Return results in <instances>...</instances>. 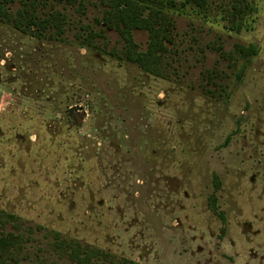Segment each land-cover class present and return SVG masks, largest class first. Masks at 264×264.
Masks as SVG:
<instances>
[{
	"label": "rangeland",
	"instance_id": "374dc122",
	"mask_svg": "<svg viewBox=\"0 0 264 264\" xmlns=\"http://www.w3.org/2000/svg\"><path fill=\"white\" fill-rule=\"evenodd\" d=\"M231 1L207 0L208 19L170 13L168 80L115 59L114 31L80 47L100 29L97 0H42L63 14L60 36L0 25V209L46 229L25 263L52 252L50 230L108 253L102 264H264V0H248L240 33L223 21ZM211 70L227 97L206 91Z\"/></svg>",
	"mask_w": 264,
	"mask_h": 264
},
{
	"label": "trees",
	"instance_id": "16d2710c",
	"mask_svg": "<svg viewBox=\"0 0 264 264\" xmlns=\"http://www.w3.org/2000/svg\"><path fill=\"white\" fill-rule=\"evenodd\" d=\"M102 9V18L98 22V32L89 30L80 41V47L87 50H98V41L106 39V31H114L120 38L122 57L112 54L115 59L135 65L142 73L153 77L168 80L170 63L167 61L169 46L172 45L173 23L171 14L177 10L180 14L188 9L194 10L202 18L208 19L207 0H97ZM19 7L13 11V5ZM196 7V9L194 8ZM46 5L42 0H0V25L31 38L43 40L56 34L63 33L64 16L61 12L45 13ZM230 17L224 22H229L228 29L234 33L249 31L252 29L249 20L244 18L248 15L250 20L257 12L256 6L248 0H232L230 5ZM242 16L240 17V15ZM247 20V21H246ZM143 31L147 34V45L144 51L140 50L134 40V32ZM49 34V36H47ZM103 51L106 45L102 43ZM237 54L243 58L256 54L254 45H235ZM221 51V47L218 46ZM221 58L230 61V52H221ZM241 74V72H239ZM238 73V74H239ZM205 79L206 91L223 92L221 96L227 97L228 93L220 85L216 86L217 73L214 70L205 71L202 75ZM215 86L210 90L208 86ZM45 230L44 227H33L25 224L18 215L0 209V264H32L25 263L29 260L26 251L28 245L35 241V233ZM52 235L53 243L50 246L52 252L40 257L35 250L33 254L40 264H102L106 263L109 254L97 248L82 245L77 240H68L58 232L47 230L44 235ZM42 251L41 249H39ZM49 250V249H48ZM52 254V255H51ZM44 258V260H42ZM49 258V259H48ZM54 258V260H52ZM47 259V260H45ZM118 264H133L127 260H121Z\"/></svg>",
	"mask_w": 264,
	"mask_h": 264
},
{
	"label": "water",
	"instance_id": "95a60500",
	"mask_svg": "<svg viewBox=\"0 0 264 264\" xmlns=\"http://www.w3.org/2000/svg\"><path fill=\"white\" fill-rule=\"evenodd\" d=\"M84 115H85L84 112H80L79 113V118H82Z\"/></svg>",
	"mask_w": 264,
	"mask_h": 264
}]
</instances>
